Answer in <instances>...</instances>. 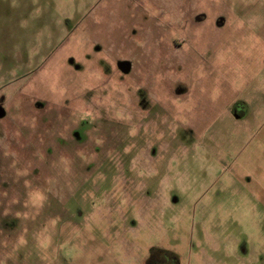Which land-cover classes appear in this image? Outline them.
<instances>
[{
  "label": "rangeland",
  "instance_id": "rangeland-1",
  "mask_svg": "<svg viewBox=\"0 0 264 264\" xmlns=\"http://www.w3.org/2000/svg\"><path fill=\"white\" fill-rule=\"evenodd\" d=\"M1 114L0 264H264V0H0Z\"/></svg>",
  "mask_w": 264,
  "mask_h": 264
},
{
  "label": "flooded vegetation",
  "instance_id": "flooded-vegetation-1",
  "mask_svg": "<svg viewBox=\"0 0 264 264\" xmlns=\"http://www.w3.org/2000/svg\"><path fill=\"white\" fill-rule=\"evenodd\" d=\"M3 115L1 114L0 117H2ZM169 253L165 251L164 248L161 247H152L149 250V255L148 257L145 259L144 264H169V262L167 261H174L171 264H178L176 262V260L173 258H169ZM163 258V261L160 262L158 259L159 258ZM165 261V262H164Z\"/></svg>",
  "mask_w": 264,
  "mask_h": 264
}]
</instances>
